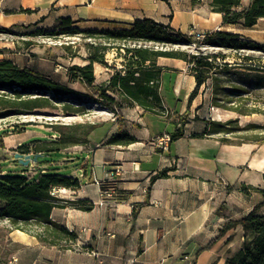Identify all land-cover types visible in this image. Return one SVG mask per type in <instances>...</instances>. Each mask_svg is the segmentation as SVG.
I'll use <instances>...</instances> for the list:
<instances>
[{"label":"crops","instance_id":"0c3cea01","mask_svg":"<svg viewBox=\"0 0 264 264\" xmlns=\"http://www.w3.org/2000/svg\"><path fill=\"white\" fill-rule=\"evenodd\" d=\"M61 17H70L82 29L125 27L137 18L150 17L186 34L224 29L264 41V17L251 28L222 24L221 14L212 11L207 2L194 5L191 0H0L2 26L36 23L51 28ZM17 55L11 44L0 48V58H10L19 66L32 61L27 53L21 62ZM155 65L161 68L162 113L125 102L119 110L121 121L112 111L95 112L87 118L93 124L87 143L63 149L60 159L54 160L78 164L69 176L80 183L76 189L54 188V195L62 200L82 198L93 203L90 210L70 205L51 209L50 218L74 230L76 240L60 248L29 232L10 228L12 246L2 253L0 264H225L240 249L245 236L240 224L209 246L206 244L228 219L240 218L264 201L261 191L242 189V185L264 189V143L224 142L219 140V133L193 135L200 133L208 120L216 118L210 104L203 100L201 87L188 102L195 86L189 64L180 58L158 56ZM96 69L107 82L111 72ZM75 119L84 121L79 115ZM120 130L132 135L134 141L106 143ZM175 130H181L182 135L170 141L167 150L154 145V136ZM32 135L39 140L57 137L53 130L49 136L38 131ZM3 139L6 145L0 150V174L7 173L1 167L3 162L15 161L17 146L34 140L27 137L11 143ZM164 168H169L167 175L151 180ZM41 171L45 169L42 167ZM105 171L114 173L116 201L99 205V188L93 180L102 179ZM220 206L222 209L217 212ZM257 212L264 215V204ZM0 222L9 220L0 218Z\"/></svg>","mask_w":264,"mask_h":264},{"label":"trees","instance_id":"16d2710c","mask_svg":"<svg viewBox=\"0 0 264 264\" xmlns=\"http://www.w3.org/2000/svg\"><path fill=\"white\" fill-rule=\"evenodd\" d=\"M168 3V0H162ZM203 0H191L199 4ZM212 11L221 14L222 24H232L242 28H251L259 18L264 17V0H249L243 5L241 0H206ZM70 17H61L51 28L33 24L32 35L54 36L85 32L89 36H101L107 40L141 43L132 46H122L126 60L122 69H116L105 84L96 83L93 73V63L103 62L102 54H90L87 63L70 64L66 67L67 82L56 79L50 74H44L27 66H19L10 58H0V117L15 114L31 113L37 108H60L66 114H84L88 99L102 105L107 111H112L121 121L119 110L123 103H135L144 110L162 113L164 106L159 92V77L161 68L155 65L158 56L174 57L185 60L195 78V86L188 96V102L197 95L201 84L208 77L212 62L211 55L191 53L175 48L163 49L143 45L152 42L161 45H174L196 42V45H212L234 50L264 51V43L245 37L239 33L224 29H214L205 32L202 40H194L192 34H186L173 28L169 23H163L150 17L135 19L125 27L112 28H79ZM9 28L0 26V32H9ZM68 82H78L87 92H81L68 85ZM84 96L87 100H82ZM80 99V100H79ZM237 118L224 122L208 120L200 133L193 134L206 137L211 134H222L219 140L230 143L253 142L264 143V132L234 138L228 136L239 129L258 127L256 124H246L242 128L235 125ZM30 122H23L13 128L20 132L26 129ZM57 133L54 139H34L31 144H21L16 151L22 154H50L62 156V150L76 144H86L87 135L93 124L79 122L75 124H46ZM81 128V134L76 129ZM171 141L182 135L181 130L169 133ZM236 138V139H235ZM134 141V137L120 130L106 140L109 144H125ZM4 142L0 138V150ZM17 160V158L15 159ZM169 168L155 173L151 180L167 175ZM264 179V173H263ZM80 185L76 177L59 172H41L28 178L21 174H0V218H7L12 228L20 229L35 235L40 241L68 247L76 240L74 230L67 229L63 224L53 221L50 212L53 207L73 206L82 210H90L93 206L88 199L76 198L62 200L51 194L54 188L66 187L76 189ZM242 189L259 190L264 195V189L242 185ZM264 201L256 204L252 210L240 218H230L219 229L217 236L206 244L209 246L228 229L240 224L244 232V240L240 249L225 264H264V215L257 209ZM220 206L217 209L219 212Z\"/></svg>","mask_w":264,"mask_h":264},{"label":"rangeland","instance_id":"374dc122","mask_svg":"<svg viewBox=\"0 0 264 264\" xmlns=\"http://www.w3.org/2000/svg\"><path fill=\"white\" fill-rule=\"evenodd\" d=\"M248 1L241 0V3L245 5ZM204 2L206 0H203ZM2 27L9 28L11 31L0 32V48L3 44H11L18 54L20 62L25 58L23 54L27 53L26 56L32 59L31 62H26L28 67L44 74H50L64 82H67L66 67L68 65L87 63L86 57L90 54H102L103 62L93 63V73L94 76L96 74V83L105 84L106 82L103 81L101 76L102 73L98 74L96 68H101L102 70L106 68L111 74L116 69H122L126 60L122 46L141 44L107 40L99 35L95 37L89 36L85 32L54 36L32 35L29 34V32L34 30L32 24L14 28H11V26ZM260 43H264V41H260ZM143 45L163 49L175 48L187 50L191 53L211 55L209 60H211L212 65L207 72L208 77L200 87L202 88L203 100L209 103L210 110L214 111L212 116L216 118L215 120L221 122L237 118L235 125L239 128L246 124H256L258 126L256 128H242L229 133L228 136L232 138L236 135L246 136L264 132V51L234 50L201 44L193 46L189 43L161 45L147 42L143 43ZM22 64H24V61H22ZM56 67L58 69H55ZM68 85L81 92H87V89L78 82H68ZM82 100L87 99L82 96ZM85 108L86 112L79 115L81 116L80 120L84 121L75 119L78 114H66L59 107L37 108L31 113L0 117V138L4 142V137L11 143L27 137L35 139L36 136L32 135L33 131L49 136L52 130L44 129V127H49L46 124L51 122L56 124L87 122V118L91 117L92 114L104 110L100 103L90 99L86 101ZM23 122H30L25 125L28 129H22L20 132L13 131V128L22 125ZM100 130L98 129L97 131ZM76 134H81V128L76 129ZM5 145L4 143V147ZM57 159L60 158L50 154H39L35 161L30 160L27 164H22L18 159H14L15 161L13 162H3L1 167L6 168L8 174H21L30 178L41 173L42 167L47 172H59L70 175L71 170L78 166L73 161L66 163L55 162L54 160ZM10 228H12L10 222H0V261L2 253L12 246L8 237Z\"/></svg>","mask_w":264,"mask_h":264},{"label":"built area","instance_id":"2783aa9c","mask_svg":"<svg viewBox=\"0 0 264 264\" xmlns=\"http://www.w3.org/2000/svg\"><path fill=\"white\" fill-rule=\"evenodd\" d=\"M194 40H202L205 36V32L192 31ZM193 46L196 45V42L191 43ZM58 67V66H57ZM55 69H58V68ZM154 145L160 150H167L169 147V143L171 141L170 134L168 132H163L153 137L152 139ZM134 168H137V164L134 163ZM115 172H119L118 169H115ZM114 173L112 171H105L104 177L102 179L94 178L93 182L99 188V199L98 204H110L116 201L117 187L116 181L113 178ZM51 194H55L54 189L51 191ZM13 260V259H12Z\"/></svg>","mask_w":264,"mask_h":264},{"label":"water","instance_id":"95a60500","mask_svg":"<svg viewBox=\"0 0 264 264\" xmlns=\"http://www.w3.org/2000/svg\"><path fill=\"white\" fill-rule=\"evenodd\" d=\"M39 155V153H35V154H22L19 152H15L14 153V157L18 159V161L22 164H27L30 160L35 161L37 156Z\"/></svg>","mask_w":264,"mask_h":264}]
</instances>
